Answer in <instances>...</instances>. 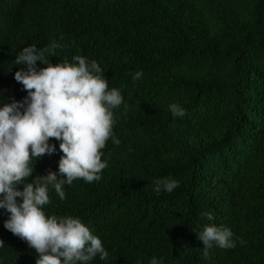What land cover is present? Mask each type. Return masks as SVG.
Returning <instances> with one entry per match:
<instances>
[{
  "label": "trees",
  "instance_id": "1",
  "mask_svg": "<svg viewBox=\"0 0 264 264\" xmlns=\"http://www.w3.org/2000/svg\"><path fill=\"white\" fill-rule=\"evenodd\" d=\"M52 41L63 47L50 63L95 60L123 96L113 110L120 143L101 150V179L64 185V200L49 188L44 207L101 239L108 260L90 264H264V0H0V102L27 95L15 56ZM174 102L185 116L173 118ZM50 142L57 151L35 161L28 182L57 171L62 153ZM159 177L180 186L156 194ZM207 212L236 247L206 258L196 231ZM6 219L0 209V264H35Z\"/></svg>",
  "mask_w": 264,
  "mask_h": 264
},
{
  "label": "clouds",
  "instance_id": "2",
  "mask_svg": "<svg viewBox=\"0 0 264 264\" xmlns=\"http://www.w3.org/2000/svg\"><path fill=\"white\" fill-rule=\"evenodd\" d=\"M61 47L55 41L43 49L29 45L13 61V65L25 66L13 77L27 95L22 101L0 102V209L7 213L4 228L38 254L35 264H90L96 257L108 260L101 239L79 217L48 215L44 207L50 203L49 188L64 200V185L77 179L88 183L101 179L107 167L101 150L110 138L114 144L120 143L113 132L117 119L113 110L122 105L123 96L119 89H109L95 60L77 55L74 63H50L46 56ZM37 61L45 66L39 67ZM142 76V71H136L132 79ZM167 108L173 118L186 114L175 102ZM50 138L58 142L62 153L57 171L28 182L35 161L57 151ZM152 183L156 194L171 193L180 186L171 177L154 178ZM205 216L209 223L196 231L204 256L214 246L235 248L232 231L212 223V212ZM239 243L245 242L240 239ZM4 245L0 240V248ZM148 264L163 261L152 257Z\"/></svg>",
  "mask_w": 264,
  "mask_h": 264
}]
</instances>
